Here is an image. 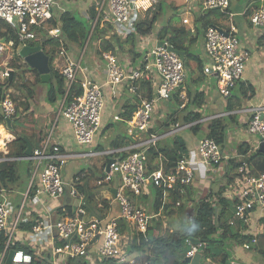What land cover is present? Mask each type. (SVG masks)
I'll return each instance as SVG.
<instances>
[{"label": "crops", "instance_id": "crops-1", "mask_svg": "<svg viewBox=\"0 0 264 264\" xmlns=\"http://www.w3.org/2000/svg\"><path fill=\"white\" fill-rule=\"evenodd\" d=\"M71 1L73 2V0ZM71 1H56V22L59 27L61 14L66 12L75 14L77 11L72 8L68 9V3ZM201 2L202 0H158V3L154 6L147 10H142L143 12L139 14L131 12L133 25L127 26L113 22L105 7L101 11H98L95 8L94 2L90 0V4L86 10L92 6L95 11V17L93 20H90L92 21L91 30L87 34L89 36V43L84 44V42L81 44L79 43L81 39L73 42L68 40L65 41L66 45L64 46L72 60L79 63L76 75V81L79 84L85 79L103 84L104 107L101 128L94 136L93 141L85 146L75 143L72 128L60 113V105L67 104L65 98L68 89L67 86H64L66 82L61 80L59 69L56 67L58 61L55 59L54 52L52 53L51 45L47 42L49 37L43 35L47 39L42 40L40 38V34L42 33H40L36 40L29 41L26 44L17 46L16 49H12L17 55L24 46H40L45 54L46 51L51 50L49 55L52 54L53 57L51 65L50 58L48 61L49 81L52 79V76L55 78V88L46 90L45 86L39 85L43 83L40 79V74L36 69L29 68L27 65L25 67L26 71L23 82H25V87L29 89L31 95L27 96L25 93V95H22L21 99L25 98L26 103L18 107L15 122L12 121L14 114L9 118L10 126H7L5 122L6 118L2 116L0 110V115L4 119V123H0V202H5L11 211L9 221H13L17 216L19 217L16 233L13 237L15 241L13 242V239L11 241L12 247L26 248L32 254L33 260L40 261L41 264H45L47 261L53 262L52 258L54 256L50 252H47L44 256L41 255L38 245L40 244L41 246L43 242L52 241V238H54L55 242H58L59 240L55 239L52 225L60 217L72 214L78 205V198L70 195L68 190L56 199L36 193V188L39 184V174L44 162H41L39 167L35 169L34 161L25 159L24 156H11L10 152L12 153V151L17 149V145L14 143L16 134H21L24 137L26 142L25 147L29 143L32 151L43 144H47L48 147L57 144L62 152L71 155L66 160V165L62 170V177L64 181L70 182L74 176L84 174L76 182L75 186L83 195L87 218L119 217V206L113 197V193L118 186L117 178L110 184H104L101 187H97L95 183L106 171L108 160L123 159L133 151L143 152L147 158L149 146H137L136 144L146 140L149 132H138L135 134V137L128 135L124 119L137 108L138 103L137 96L129 89L130 85L133 84L136 87V91L142 97L151 99L155 97L159 77L155 72L149 71L133 83L124 81L117 85H104L107 71L105 61L102 58L103 53L114 55L121 69L126 73H131L134 70L143 69L146 62L145 58H148V53L165 40H160L159 38V35L164 31L167 32L166 37L171 38L174 36V41L187 50L188 57L184 51L185 80L182 84V89L187 96L186 104L183 108H180V100L175 95L167 102L154 101L149 131L158 136L157 141L151 147L173 149L177 155L175 160L184 156L191 161L195 173L193 185L196 188V193L194 194V199L206 191L212 182L220 180L223 176L222 174L214 176L212 179H205L202 175L204 166L198 160L196 154L199 142L206 137L210 120L219 118L226 124V138L222 148L227 151L224 150V152L221 149L225 158L244 159L245 156L243 157L238 152L243 153L246 149V156L251 157L258 151L260 145L259 138L248 134L245 126L250 117V113L247 110L253 106L264 104L263 50L258 52L259 46L264 41V31L251 27V24L247 21V17L250 16L248 15V10L258 8L259 0H247L244 5L229 0V6L224 11L219 9L202 11ZM86 10L82 13L84 17ZM229 14H232L231 18ZM85 19L88 20V17H85ZM183 19H187L188 22L183 23ZM230 21L234 22L237 27L240 48L249 53V60L246 63L242 80L236 83V88L231 92V94L238 97V101L232 95L231 99L233 102L237 101L238 103L237 105H233L232 109L229 110L227 107L231 99L230 97L224 98L220 96L217 90L215 74L203 72L204 67L211 65L210 59L204 52L203 34L208 25H214L220 30L226 31ZM148 22L152 23L149 32L138 34V23L147 24ZM95 24L96 28L93 34L95 38L91 40L93 35L90 36V33ZM133 32L136 35L131 36ZM59 39L61 41L64 40L62 33L59 35ZM62 44L64 45L63 42ZM5 54V61L1 62L0 66H8L9 60H11V56L7 57ZM46 55L49 57L48 54ZM82 62L85 64L84 68L81 66ZM5 70L8 72L12 70L13 77L16 76V71L11 67L0 69V72ZM55 72L58 73L57 76L53 74ZM37 76L39 77V81L37 80ZM8 77L1 78L0 76V83H4ZM13 77L11 76V80ZM246 86H250L254 91L253 96L250 98L241 96L239 89ZM12 87L14 86L8 88L4 86L1 95L3 91H6L10 97V88ZM200 92L202 93L201 96L200 94H196ZM196 96H198L197 99H195ZM10 99L16 104L11 97ZM188 111L201 115L199 120L192 122L193 124L199 123L200 126H203L204 136L200 139L196 138L197 131L193 132L191 130L192 123H185V116ZM115 117L118 119H114ZM225 121L230 122L232 126L237 128V131L241 130L242 127L245 128L241 130V134L232 133V136L230 133V136H228L231 126L225 123ZM114 122H119L120 124L115 125ZM184 129H190L191 135L180 136L182 134L181 131H184ZM236 140L237 144H234ZM227 141L231 143L228 147L226 145ZM159 155L161 154L158 152L156 157L152 159L151 164L155 165L159 162ZM72 159L90 160L86 169L72 173L67 170L68 162ZM169 161L170 159H167L166 162ZM223 166L225 167V164ZM67 174L69 175L67 176ZM128 195L132 203L145 210L152 218L160 215L163 216L167 213L163 209V204L157 213H154L153 205L156 193L152 186H148L147 192L140 196L134 197L130 194ZM230 195H233V192L227 191L226 196ZM141 198H145L148 201L147 206L140 203ZM161 198L160 200L163 203L166 199V193ZM166 201L169 202L170 200ZM263 214L258 207H255L250 212V220L248 222L249 232H264L263 226L259 223V219ZM172 217L168 218V221L166 219L162 220L163 229H166L165 226L171 221ZM40 221L43 222V228L39 232H33V226H36ZM20 224L24 229L22 226L19 227ZM29 224H33L31 229H26L25 226ZM122 226L121 234L123 238L125 237L123 242H127L128 245L132 238V233L123 223ZM98 244L99 242L90 249L86 256V258L93 257L92 259H95L97 264L101 261L103 262V260L96 258L95 249ZM129 254L135 259L134 254L130 252ZM55 258L54 264H67V260L69 259L63 255H57ZM234 259L231 258V264H245V262ZM104 261L106 262L103 264H110L107 260ZM248 261L249 258H246V262Z\"/></svg>", "mask_w": 264, "mask_h": 264}, {"label": "built area", "instance_id": "built-area-1", "mask_svg": "<svg viewBox=\"0 0 264 264\" xmlns=\"http://www.w3.org/2000/svg\"><path fill=\"white\" fill-rule=\"evenodd\" d=\"M57 0H0V21L3 26L0 29V58L14 48L29 41L36 40L40 33L47 37L56 38L59 46L54 55L58 63L56 67L62 79L66 82L67 89L76 79L79 63L72 60L66 48L59 39L60 27L56 22ZM95 8L101 11L106 8L110 18L116 24L132 26L131 12L147 10L158 3V0H92ZM229 6V0H202L201 10L219 9L224 11ZM232 14H229L231 18ZM250 24L264 31V0H259V6L249 16ZM187 23V19L182 20ZM237 27L230 21L226 31H222L214 25H209L204 30V52L210 59L211 65L204 67V73H213L216 76L217 90L220 96L229 98L232 88L242 80L249 53L240 48L237 37ZM102 58L106 64L107 78L104 85H117L124 81L133 83L142 78L147 72H155L159 77V83L155 90L154 98L142 97L132 84L129 89L138 98L137 108L124 119L127 126V134L135 137L138 132H149L146 140L136 144L141 146H153L158 139L156 134L149 131L154 101H170L174 94L180 100V108L185 106L187 96L182 89L185 80V67L181 58L169 49L166 40L148 53L145 65L141 70L131 73L124 72L118 64L117 58L110 53H103ZM7 70L0 72L1 78L9 75ZM103 84L85 79L80 83V93L74 94L66 105H60L61 116L70 124L75 143L80 146L90 144L102 124V111L104 107ZM0 110L4 118H10L15 114V104L6 91L0 98ZM250 117L247 121L246 132L257 136L264 145V104L253 106L247 110ZM114 119H118L115 117ZM135 146V145H133ZM197 158L203 164L202 175L205 179H212L223 172L224 155L220 146L213 138H203L197 146ZM71 155L61 151L59 145L48 147L43 144L34 149L30 156H24L35 162V169L44 162L39 174L37 194L46 195L49 198L61 197L66 190L69 194L78 198V205L74 212L60 217L52 226L57 244L52 238V256L63 255L67 258L86 257L90 249L99 242L95 249L98 260L111 259L116 264H134L135 259L128 252L127 242L121 234L122 223L133 233L145 232L152 218L145 210L138 207L130 200V195L137 197L147 192L148 186L163 187L166 190L175 189L177 185H188L194 181L195 173L191 161L184 156L178 158L172 166L165 167L162 157L151 170L147 167V158L143 152H130L125 158L115 159L110 164L109 170L96 180V186L110 184L115 178L118 186L113 193L114 200L119 206L118 218H87L83 195L75 184L84 176L78 174L70 182L64 181L62 170L66 160ZM168 162H166L167 164ZM238 178L235 193L240 202L236 205L234 217L244 223L250 220V210L258 207L264 213V172L258 175H246V163L243 162L237 169ZM183 190L177 189V195L182 196ZM230 195L229 197H231ZM179 203L176 202V205ZM10 209L5 202H0V234L5 237V243L0 248V264H3L9 250H13L12 264H33V256L22 247H12L11 241L16 233L18 225L17 216L9 221ZM43 228V222L33 226V232H39ZM123 230V229H122ZM186 242L189 243L188 239ZM251 243H256V237ZM249 244H243L248 250ZM203 245L198 241L191 244L185 257H193L200 251Z\"/></svg>", "mask_w": 264, "mask_h": 264}, {"label": "trees", "instance_id": "trees-1", "mask_svg": "<svg viewBox=\"0 0 264 264\" xmlns=\"http://www.w3.org/2000/svg\"><path fill=\"white\" fill-rule=\"evenodd\" d=\"M255 9L256 8L249 9L248 15H250ZM87 15L88 20L94 19L95 11L92 6L88 8ZM151 24L150 22H148L147 24L138 23L137 33L139 34L149 32ZM2 26L3 22L0 21V29L2 28ZM95 28L96 24L93 26L90 36L94 34ZM60 31L64 35V40H62L64 46L66 45L65 41L68 40L70 42H73L81 39L79 43L83 44L88 37V31L86 30V27L84 26L82 21L76 19V17L69 12L63 13L60 16ZM134 35H136L135 32H133L131 36ZM166 35V31L160 34V40L165 39L170 47L185 51V54L188 57L187 50L174 41L175 37L173 36L171 38H168L166 37ZM47 42L49 43V45H51L52 53H55L56 49L59 46L58 39L49 37L47 39ZM17 46L18 44L17 42H15L14 49H16ZM50 51H46V54L49 55ZM52 57V54L49 55L50 65L52 63ZM9 64L11 65V68L16 71V77H13L12 80H9L7 78L4 83H0V96L2 88L4 86L6 88L14 86L18 89L17 93L24 91L27 96H30L31 94L29 93V89L25 87V82L21 83V80L23 79L24 73L26 71L25 67L27 66V64L22 62L21 58L18 55L12 58ZM53 74L57 76L58 73L55 72ZM38 76L37 80L39 81ZM61 80H63L62 77ZM239 90L241 92V96H243L244 98H250L254 94V91L250 88V86H246L244 88L242 87ZM80 91V84L75 79L66 94L65 102L68 103L71 100L72 95L78 94L80 93ZM196 94H200V96L202 95L201 92ZM174 95L177 97L176 94ZM231 95L229 96L230 99L232 98ZM233 96L238 101V97L235 95ZM197 97L198 96H196L195 99H197ZM12 98L14 101L18 102L17 106L15 105V115L12 119V121L15 122L18 107L20 105H25L26 99L23 98L18 101L14 96H12ZM237 101L233 102V100L231 99L228 102L227 108L229 110L232 109L231 107H233V105H237ZM200 118V114L188 111L185 116V123H192L196 120H199ZM0 123H4V119L1 115ZM199 127V123H192L191 130L193 132H196ZM206 137L213 138L221 149V146H223L226 138V124H224L219 118L210 120ZM14 143L17 145V149L15 151H12V153L10 152L11 156L23 157L24 150L26 148L24 137L21 134H16ZM158 152L162 155V162L165 167L172 166L176 161L175 159L177 155L175 150L163 147L157 148L156 146H149V148L147 149L148 170H151L153 167H155V165H157L151 164V161L156 157ZM246 153V149L243 153L238 152V154L243 155V157L245 156L244 159H231L227 157L224 158L223 165L225 164V167L223 166L224 172L222 173V178H220V180L212 182L211 186H209L206 191L201 193L195 199L194 194L196 193V188L194 187L193 183L188 185H177L175 189L171 190H166L163 187H153L156 193L153 205L154 213H157L162 204L164 205L163 209L167 213L163 216L160 215L158 217L152 218L145 232L134 231L132 233V238L128 243V252L134 254V264H187L185 262V253L192 244L191 239H196L203 245L202 250L199 251L201 255L200 264H231L232 260L230 254L228 253V248H225L223 245L226 241L229 240L233 242V245L229 248L235 246L243 247V244L248 243L250 245L248 251H258L264 259V232H249V224L244 223L240 219H236L234 217L236 205L240 202L239 198L235 195H232L231 197L226 196L227 191H235V189L233 188L237 186L238 182L236 169L243 162L246 163V175H258L264 172V152L256 151L255 154H253L251 157H247ZM167 159H170V161L166 164ZM11 164L13 165V163ZM177 189H181L184 191L182 196L177 195ZM164 193H166V199L162 203L160 199H162L161 197H163ZM168 199L170 200L169 202L166 201ZM176 202H178L179 204L176 205ZM184 202L187 203L189 207L193 208V213L190 216V221L182 227H180V225L172 226L169 222L165 226L166 229H163L164 227L162 226V220L167 219L171 216L180 217V209L182 208V206L184 207ZM174 207H176L177 210L174 211ZM252 210L253 208L250 210V212ZM259 223L263 226L264 229V214L260 217ZM32 225H26L25 228L31 229ZM21 226L22 225L20 224L19 227ZM22 228L24 229L23 226ZM253 237H256V243H251ZM186 239H188L189 243L186 242ZM4 243L5 237L1 233L0 248L3 247ZM56 243L59 244L61 242L58 241ZM106 260L110 264H116L114 260ZM104 262L106 261L103 260V262L101 261L98 264H103ZM33 264H41V262H37L35 260L33 261ZM67 264L84 263L74 262L68 259Z\"/></svg>", "mask_w": 264, "mask_h": 264}, {"label": "rangeland", "instance_id": "rangeland-1", "mask_svg": "<svg viewBox=\"0 0 264 264\" xmlns=\"http://www.w3.org/2000/svg\"><path fill=\"white\" fill-rule=\"evenodd\" d=\"M232 1L235 2V3L243 4L244 5V4H246V1L247 0H232ZM89 4H90V0H73V2L71 1V2L68 3V9H71L72 8V9L77 10L75 12V14H73V15L76 17V19L82 21V23L84 24V26L86 27V30L88 32L91 30V23H92V21L85 19V17L86 18L88 17V15H87V10L88 9L86 10V8H87V6ZM85 10H86V15L84 17V16H82V13L85 12ZM140 12H143V11L142 10H139V12H137L135 14H139ZM247 21L250 24L249 17H247ZM250 26L253 27L252 25H250ZM40 35H41L40 38L42 40L47 39V37L43 36L45 34L42 33ZM94 38H95V36L93 35L92 38H91V40L94 39ZM88 43H89V36H88V39L85 41L84 44H88ZM89 46H90V44H89ZM261 50H263L262 51V58H264V54H263V52H264V41L261 44V46H259L258 52L261 51ZM5 55H7V57L10 55L11 56L10 59H12L17 54H16L15 51H12V49H9V51L6 52ZM4 57L5 56L3 55L2 58H1V60H0V63L5 61V58ZM9 62H10V60H9ZM81 66H82V68H84V66H85L84 62H82ZM8 67H11V65L9 64L8 66H0V69H5V68H8ZM11 76L13 77V73L11 74ZM15 77L16 76H14V78ZM23 81L24 80L22 79L21 80V83ZM39 85L45 86L46 87V90H50L51 88H55V78H54V76H52V79L49 82H47L45 84L44 83H40ZM64 86H66V83H64ZM197 87L199 88V86H197ZM235 88H236V86H234L232 88V91ZM10 90H11L10 97L12 98V96H14L18 101L21 100L22 95L25 93L24 91L23 92H20V93H17L18 92V89L16 87H12V88H10ZM233 95L234 94H232V96ZM14 102H16V104L15 103L14 104L17 106V103L18 102L17 101H14ZM225 123H227L229 126H231L230 127V130L228 132V136H230V133L231 134L232 133H235V134H238L239 133V134H241L242 133L241 130L242 129L244 130V128L246 127L245 126L246 124H245L244 125L245 127H242V129L240 128L241 130L237 131V128L234 127V126H232V124L230 122L225 121ZM114 124L116 125V124H120V123L119 122H114ZM203 131H204L203 126H200L199 129L197 130L196 138H198V139L202 138L204 136V132ZM181 133L182 134H180V136H182V135L183 136H189V135H191L190 129H184V131H181ZM232 136H233V134H232ZM234 144H237V140H236V142H234ZM226 145L228 147V146L231 145V143L229 141H227ZM221 149L223 151L225 150V149L222 148V146H221ZM225 151H227V150H225ZM89 160L90 159H86V160L85 159H72V160H69V162H68V168H67L68 172L70 171L72 173H75V172H78V171H80L82 169H86L88 167V161ZM68 175L69 174H67V176ZM69 178H71V177H69ZM140 203L143 204L144 206H147L148 205V201L145 198H141ZM183 205H184V207L182 206V208L180 209L181 210L180 217H174L173 216L172 219H171V221H170L171 222L170 223L171 225H175L176 224L177 226L180 225V227H182L183 225L187 224L190 221V216L193 213V208L192 207H189L187 205V203H185V202L183 203ZM175 210H177L176 207H174V211ZM10 217L11 216H9V219H10ZM168 218L170 219L171 217H168ZM168 218L166 219V221H168ZM14 241H15V238H13V242ZM223 245H224L225 248H228V253L230 254V256H231L232 259H234V257H236V259H234V260H238L240 262H245V264L246 263H248V264H264V259H263V257L261 256V254L258 251H248V250H245L242 246H235V247L229 248L230 246L233 245V242H231L230 240L229 241H226L225 244H223ZM38 246H39V252H40V254L44 256V255L47 254V252H51V250L53 248V241L50 240L47 243H45V242L41 243L42 249H41L40 244ZM92 258H90V257H87V258L86 257H75V258H69V259L72 260V261H74V262H83L84 264H97V262L95 261V259H92ZM246 258H249V261L248 262H246ZM52 259H53V262H48L47 261L45 264H54V261L56 260V258L53 257Z\"/></svg>", "mask_w": 264, "mask_h": 264}, {"label": "water", "instance_id": "water-1", "mask_svg": "<svg viewBox=\"0 0 264 264\" xmlns=\"http://www.w3.org/2000/svg\"><path fill=\"white\" fill-rule=\"evenodd\" d=\"M171 51L176 53L181 60L184 61V51L174 49L172 47H169ZM19 57L22 59L24 63L28 65L29 68L36 69V71L40 74V79L43 83H47L50 78L49 74V57L44 53V51L40 48V46H24L21 48V50L18 52ZM13 73L12 70L9 71V77L8 79L11 80V74ZM5 122L7 126H10V119L6 118ZM259 152H264V145L263 143H260ZM32 154V147L29 143H27V147L24 151V156H30ZM114 159H109L106 165V171L109 170V166L111 163H113ZM192 244H196L198 240L191 239ZM202 250V247L200 248ZM13 255V250H9L7 253V256L5 258L4 264H12L11 263V257ZM200 253H196L193 257H185V262L187 264H199L200 260ZM149 264V263H147ZM238 264V263H233Z\"/></svg>", "mask_w": 264, "mask_h": 264}, {"label": "clouds", "instance_id": "clouds-1", "mask_svg": "<svg viewBox=\"0 0 264 264\" xmlns=\"http://www.w3.org/2000/svg\"><path fill=\"white\" fill-rule=\"evenodd\" d=\"M170 47V46H169ZM184 62V61H183ZM34 261V260H33ZM4 264V263H3Z\"/></svg>", "mask_w": 264, "mask_h": 264}]
</instances>
